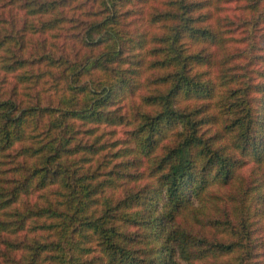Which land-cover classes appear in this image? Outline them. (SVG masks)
Wrapping results in <instances>:
<instances>
[{"label":"trees","instance_id":"1","mask_svg":"<svg viewBox=\"0 0 264 264\" xmlns=\"http://www.w3.org/2000/svg\"><path fill=\"white\" fill-rule=\"evenodd\" d=\"M0 264H264V0H0Z\"/></svg>","mask_w":264,"mask_h":264}]
</instances>
